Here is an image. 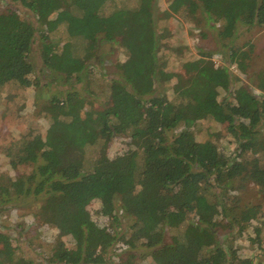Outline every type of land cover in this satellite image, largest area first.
<instances>
[{
    "label": "trees",
    "instance_id": "16d2710c",
    "mask_svg": "<svg viewBox=\"0 0 264 264\" xmlns=\"http://www.w3.org/2000/svg\"><path fill=\"white\" fill-rule=\"evenodd\" d=\"M12 1L44 29L28 17L15 20L14 11H0L6 109L18 96L13 87H49L31 62L37 40L44 46V70L57 74L55 83L66 89L41 106L46 133L23 136L7 151L9 165L31 172L0 174V206L29 199L38 204L32 214L48 229L73 239L69 246L53 239L45 264H107L110 251L126 253L135 264H252L228 238L243 235L264 206V97L245 85L231 90L237 79L210 53L184 62L183 71H169L160 55L168 29L159 22L184 9L198 27L217 31L229 62L247 74L254 46L234 41L244 29L264 28V0H171L165 15L157 0H122L109 13V0ZM59 27L69 39L63 45L53 40ZM103 43L124 53L115 65L117 78L94 76ZM259 76L264 79V72ZM74 78L85 83L83 92L74 89ZM222 89L228 93L219 101ZM206 118L227 124L238 143L234 157L214 141L196 140L192 129ZM118 137L136 150L111 157L108 146ZM248 184L263 202L243 203L233 195ZM92 199L102 203L98 221L88 209ZM124 217L131 220L126 233L118 227ZM255 234L262 244L260 227ZM15 251L11 237L0 232V264H35Z\"/></svg>",
    "mask_w": 264,
    "mask_h": 264
},
{
    "label": "rangeland",
    "instance_id": "374dc122",
    "mask_svg": "<svg viewBox=\"0 0 264 264\" xmlns=\"http://www.w3.org/2000/svg\"><path fill=\"white\" fill-rule=\"evenodd\" d=\"M122 0H109L108 8L106 12H110L114 6H118ZM171 0H157V4L161 13L168 11ZM14 11V19L19 20L21 17H28L29 21H35L36 27L40 32L44 29L43 25L37 23V18L25 9H23L18 2L12 0H0V11ZM28 13V15H27ZM199 13V20L201 18ZM164 19L159 22V28L168 29L167 35L164 37L161 43L160 55L168 61L167 68L169 71H183L182 64L188 60L200 59L202 52L212 54V60L217 67H228L229 71L237 79L235 84L231 87L233 90L241 85L247 86L257 96L264 97V89H260L264 79H260L259 74L264 72V28L253 27L250 30H242L240 35L237 36L234 44L236 46H244L246 43H250L254 46L252 60L250 59L249 71L247 74H243L239 71L236 64L229 62L222 43L217 37V31L211 29L203 21L204 26H197L193 23L184 9L174 15L164 16ZM200 23V22H199ZM53 40H57L61 45L69 41L68 36L64 33L62 27L53 34ZM181 50L179 53H174L171 50ZM249 48H247L248 50ZM44 50L43 44L40 40H37L34 50L31 54V62L34 65V70L37 75L41 74L42 81L48 83L49 87L41 86L39 90L36 89H18L13 87L11 91L17 93L15 104L11 108L10 104L6 109V100L0 97V174L17 178L18 176L27 175L31 172V167L19 166L13 168L9 165L10 160L6 156L9 147L18 141L23 136H27L30 133L45 134L48 128V123L42 118L41 106L46 105L48 101L54 98V95H58L60 98L66 91L62 84L55 83L57 74H52L49 71L44 70L43 60L41 52ZM98 59L103 60L98 63L99 71H96L94 76L99 79L103 74L109 79L117 78L115 65L119 61L124 60L123 51L114 44L103 43L98 50ZM98 62V60H97ZM103 70V72L101 71ZM102 73V74H100ZM238 81V82H237ZM73 85L75 90L83 92L85 83H78L76 79H73ZM71 85L67 86L70 87ZM228 92L220 91L219 101L227 95ZM104 97V96H103ZM168 97L172 99L171 90L168 91ZM233 97L229 96V101H232ZM261 130L264 133V124L261 126ZM195 138L198 142H206L208 140L214 141L220 150L228 156L234 157L238 143L234 136L227 131V124L218 123L212 118H206L199 121L192 129ZM177 134V133H175ZM136 148L131 145L130 140L126 137H118L114 139L108 146V154L111 157H116L124 153L134 151ZM264 161V160H263ZM3 194V193H2ZM1 195V194H0ZM234 196L239 195L243 203H261L263 202L262 196L258 192V188L254 184H248L244 186L239 192L235 191ZM4 198L7 196L4 195ZM3 195L0 197V202H4ZM29 199L17 200L12 202H5L2 204L3 210L0 213V232L6 233L11 237V244L15 248V256H21L24 254L28 259L33 260L35 264H45L48 253L51 249V245L54 240L59 239L64 241L66 245H73L74 241L71 237L58 238L56 230H50L40 220L41 216H34L32 212L37 210L38 204H33ZM31 207V208H30ZM90 213L95 221H98L99 211L102 209V203L98 199H92L88 206ZM193 217V216H192ZM191 217V218H192ZM221 219V218H219ZM221 221V220H220ZM223 222V221H222ZM220 223V222H219ZM131 220L123 218L122 222H119V230L126 233L131 227ZM261 228L260 244L256 238L255 228ZM226 236L224 237V239ZM233 236H229L228 241L233 244L234 248L238 252V255L244 260H249L252 264H264V206H262L261 213L258 219L252 221L248 229L243 232V235L234 239ZM140 252V251H138ZM142 253V251L140 252ZM138 254V253H136ZM139 259V258H138ZM134 259L126 253H122L119 257L114 256L112 251L108 254L107 264H135ZM11 264H16L11 263ZM18 264V263H17ZM140 264H153L150 259L140 262Z\"/></svg>",
    "mask_w": 264,
    "mask_h": 264
}]
</instances>
